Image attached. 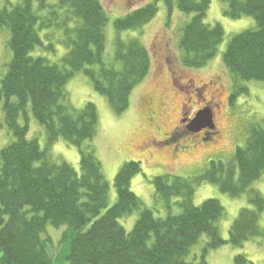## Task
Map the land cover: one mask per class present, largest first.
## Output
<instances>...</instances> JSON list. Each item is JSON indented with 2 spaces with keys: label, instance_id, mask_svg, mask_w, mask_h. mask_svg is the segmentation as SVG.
<instances>
[{
  "label": "trees",
  "instance_id": "16d2710c",
  "mask_svg": "<svg viewBox=\"0 0 264 264\" xmlns=\"http://www.w3.org/2000/svg\"><path fill=\"white\" fill-rule=\"evenodd\" d=\"M6 0L0 7V26L10 29L12 57L1 80L5 122L15 139L0 150V264H57L43 237L48 222L66 225L61 241L68 245L63 264H209V250L226 243L242 246L252 238L264 243L260 216L264 198L250 189L264 171V123L247 128L246 142L238 146L228 162L211 161L210 168L195 177L171 173L154 177L157 197L168 210L165 217L142 207L131 189L132 178L142 170L141 162L123 164L114 178L117 199L108 206L110 184L93 148L84 142L97 130L98 111L93 102L78 109L68 102L66 84L76 71L84 70L94 87L106 95L112 109L125 111L134 87L151 68V54L138 40L116 38V59L122 68L108 66L103 59L108 13L100 0ZM169 13L174 3L166 0ZM224 14L237 19L252 16L256 27L235 35L223 53L226 66L235 77L234 100L246 87L240 80H264V0H223ZM210 0H178V8L192 14L180 38L183 63L199 67L216 53L225 35L220 23H206ZM44 11H47L45 14ZM158 12V0L129 11L115 20L118 32L140 28ZM63 29L60 43L69 51L62 64L35 56L44 47L43 29ZM48 48L55 51V45ZM98 65L95 69L93 66ZM45 126L47 147L27 137L29 111ZM23 115L25 123L19 122ZM0 118V125H1ZM216 134L213 128L209 136ZM75 145L80 153L81 172L66 161L53 160L48 149L60 138ZM216 183L234 196L248 192L252 207H244L229 230L220 236L217 221L224 212L220 200L194 203L195 185ZM175 205L182 211L173 213ZM140 209L133 229L127 232L120 218ZM206 233L208 241L201 257L187 261L192 246ZM234 264H253L237 253Z\"/></svg>",
  "mask_w": 264,
  "mask_h": 264
},
{
  "label": "rangeland",
  "instance_id": "374dc122",
  "mask_svg": "<svg viewBox=\"0 0 264 264\" xmlns=\"http://www.w3.org/2000/svg\"><path fill=\"white\" fill-rule=\"evenodd\" d=\"M6 0H0V7ZM13 4L22 0H10ZM36 1V7L39 1ZM108 13L105 25L106 45L103 52L104 62L116 69L122 68L121 61L115 57L119 36L125 41L138 39L151 54V68L146 77L132 90L129 107L122 112L112 109L108 97L94 87V83L84 70H79L66 84L68 102L76 108H83L88 102H93L98 111L96 134L84 142L85 146L93 148L95 155L101 161L103 173L110 184L108 206L117 199L114 178L123 164L130 160L141 162L142 170L132 178L131 189L142 201V207L154 211L155 216L165 217L168 210L160 200L154 188V177L171 173L182 177H195L210 168L211 161L228 162L233 159L238 146L246 142L247 128L252 123H264V80H240L239 86L247 90L240 91L234 100L231 94L235 89V77L223 60V53L231 39L250 28L256 27L252 16L231 18L224 14L223 0H210L206 23L214 26L220 23L225 30L223 40L217 47L215 55L199 67L186 66L183 63L184 50L180 46L183 27L191 19L192 14L181 11L177 6L178 0H172L174 8L169 13L166 0H158V12L155 17L140 28L124 29L118 32L115 20L125 16L129 11L144 6L153 0H100ZM54 4L57 0H48ZM46 14L47 11H44ZM250 18V19H246ZM40 35L44 47L38 46L33 51L35 56H43L51 63L62 64L63 57L69 49L60 39L63 29L53 26L43 29ZM10 29L0 26V87L1 80L11 60L12 52L9 47ZM55 45V51L48 44ZM98 69V65L93 66ZM236 88L235 90H237ZM4 100L0 96V150L11 143L15 137L5 122L3 109ZM203 104L213 111L216 122V134L208 137V142L197 140L179 153L171 147L154 149L153 137L163 138L161 133L174 130L179 125V118L187 105L197 109ZM200 109V108H199ZM19 122L25 123L21 115ZM29 130L27 137L37 139L42 148L47 147V132L29 111ZM189 137V136H188ZM185 142V138L182 140ZM194 145V146H193ZM50 157L58 162L70 163L81 172L80 153L78 147L60 137L48 149ZM194 203L200 205L206 199L220 200L224 212L217 221L220 236L229 237V230L244 207H252L248 192L234 196L223 191L216 183L204 181L195 185ZM250 189L258 190L264 198V171L259 179L252 183ZM173 213L182 209L175 205ZM140 215V209L134 210L120 218V223L130 232ZM260 225L264 229V211L260 216ZM66 225L54 226L47 223L42 232L43 237H49L48 249L54 255L57 264L63 261L68 245L61 241ZM208 241V235L202 234L190 253L187 261L198 260ZM237 253L247 256L253 264H264V243L252 238L242 246L226 243L218 248L209 250V264H234Z\"/></svg>",
  "mask_w": 264,
  "mask_h": 264
},
{
  "label": "flooded vegetation",
  "instance_id": "af4514ba",
  "mask_svg": "<svg viewBox=\"0 0 264 264\" xmlns=\"http://www.w3.org/2000/svg\"><path fill=\"white\" fill-rule=\"evenodd\" d=\"M205 106L206 104H203V106L201 107ZM199 108L191 110L190 107L187 105L186 109H183L181 112V116L179 118V125L176 126L174 130L161 133L160 135H162L163 138L159 139L156 136L153 137V139L151 140L152 147L156 150L159 148L171 147L174 152L179 153L183 149L185 150L186 148H188V146L186 145H190L192 143L196 144L197 140L199 139L202 142H208L207 135L209 134L210 130L216 128V122L215 120L213 122L210 121L208 123L209 126H206L200 130H193L191 121L195 117ZM184 138L185 142H182Z\"/></svg>",
  "mask_w": 264,
  "mask_h": 264
},
{
  "label": "water",
  "instance_id": "95a60500",
  "mask_svg": "<svg viewBox=\"0 0 264 264\" xmlns=\"http://www.w3.org/2000/svg\"><path fill=\"white\" fill-rule=\"evenodd\" d=\"M213 122L212 111L209 108H203L199 110L195 117L192 119L193 130H200L206 126H209V122Z\"/></svg>",
  "mask_w": 264,
  "mask_h": 264
},
{
  "label": "crops",
  "instance_id": "0c3cea01",
  "mask_svg": "<svg viewBox=\"0 0 264 264\" xmlns=\"http://www.w3.org/2000/svg\"><path fill=\"white\" fill-rule=\"evenodd\" d=\"M246 19H250V18H246Z\"/></svg>",
  "mask_w": 264,
  "mask_h": 264
}]
</instances>
